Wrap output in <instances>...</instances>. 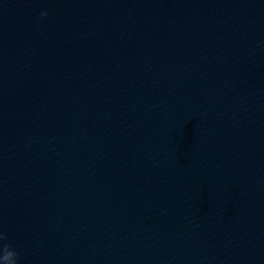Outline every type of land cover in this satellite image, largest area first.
<instances>
[{
  "label": "clouds",
  "instance_id": "clouds-1",
  "mask_svg": "<svg viewBox=\"0 0 264 264\" xmlns=\"http://www.w3.org/2000/svg\"><path fill=\"white\" fill-rule=\"evenodd\" d=\"M42 15L46 16L47 12ZM8 236L6 233L0 231V264H17L18 252L7 243Z\"/></svg>",
  "mask_w": 264,
  "mask_h": 264
}]
</instances>
